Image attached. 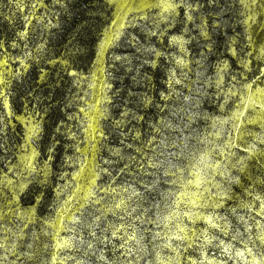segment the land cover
<instances>
[{
    "label": "rangeland",
    "instance_id": "374dc122",
    "mask_svg": "<svg viewBox=\"0 0 264 264\" xmlns=\"http://www.w3.org/2000/svg\"><path fill=\"white\" fill-rule=\"evenodd\" d=\"M43 2L34 0L30 13ZM110 2L113 18L91 70L74 73L72 116L63 123L72 151L44 216L19 201L31 182L46 184L51 174V157L37 149L41 118L17 116L16 134L10 123L11 141L0 152V264H264V0L222 7L216 0V12L214 0L203 10L190 0ZM225 6L236 63L210 61L189 46L192 39L209 45L211 29L227 18ZM207 10L215 13L211 21ZM39 21L51 23L45 13ZM30 55L28 45L19 56L1 55V95ZM162 59L168 92L155 121L128 111L113 116L115 63ZM140 123L155 125L140 132ZM7 124H0V144ZM107 125L121 128L125 145L137 141L141 156L108 143ZM120 161L111 173L108 165ZM143 163L152 168L148 193L132 171ZM248 171L256 177L236 194L233 186Z\"/></svg>",
    "mask_w": 264,
    "mask_h": 264
},
{
    "label": "trees",
    "instance_id": "16d2710c",
    "mask_svg": "<svg viewBox=\"0 0 264 264\" xmlns=\"http://www.w3.org/2000/svg\"><path fill=\"white\" fill-rule=\"evenodd\" d=\"M190 1L199 6L201 4V10L208 4L207 0ZM218 1L219 7L227 4V0ZM33 3L34 0H0V57L7 52L19 56L27 45L31 49L28 67L10 79L6 94L1 95L0 91V124L3 119L8 123L0 152H4L11 141V121L15 123L14 133L21 131L22 122L17 116L32 111L41 118L42 133L37 149L42 157H51V174L46 184L31 182L20 194L19 201L24 207H35L37 215L44 216L53 211L58 175L67 168L66 159L72 151L63 123H69L72 116V96L77 88L74 73H88L91 70L99 41L113 18L114 7L110 0H44V5L39 6L40 11H36L39 14H36L30 13ZM212 6L215 11H211L220 9L216 0ZM228 10L229 7L225 6L223 12H226L227 18L211 29L209 45L201 46L192 39L189 44L191 52L199 54L205 51L204 54L210 61L224 57L236 63V57L229 51L228 39L233 31L234 21L228 17ZM207 11L211 21L215 13ZM44 13L47 14V20H51L48 25L39 21ZM194 13L196 15L198 11L195 10ZM116 65L120 63L116 62ZM115 66L111 69L113 116H119L123 111L136 112L137 115L143 114L145 122H154L158 114L157 102L162 94L168 92L166 60L146 62L141 66L134 62L129 68L124 65ZM143 93L146 94L148 103L142 100ZM5 97L12 116L6 112ZM154 125L155 123H140L139 131L144 132L145 126L152 128ZM104 132L109 136L108 143L118 144L124 151L131 149L135 156L143 148L137 141L131 145L122 143L120 127L107 125ZM107 148L108 145H104V156L108 154ZM119 165L121 161L109 164L111 173ZM151 170L144 163L142 167L139 164L132 167L135 182L139 187H145V193L149 192ZM248 172L242 174L240 183L233 186L232 190L236 194L247 186L248 180L252 182V178L256 177L254 173Z\"/></svg>",
    "mask_w": 264,
    "mask_h": 264
}]
</instances>
